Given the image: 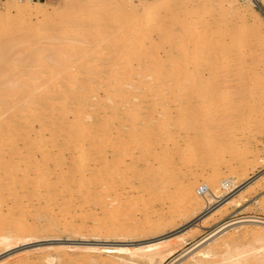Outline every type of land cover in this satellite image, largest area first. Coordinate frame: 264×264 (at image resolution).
Wrapping results in <instances>:
<instances>
[{"label":"bare ground","instance_id":"obj_1","mask_svg":"<svg viewBox=\"0 0 264 264\" xmlns=\"http://www.w3.org/2000/svg\"><path fill=\"white\" fill-rule=\"evenodd\" d=\"M12 1L13 5L0 15V20L11 21V26L23 16H37L41 21L52 10L47 4L23 5L20 0ZM149 1L64 0V10L60 8L59 15L64 19L69 16L71 22L59 25V43L43 51L38 48L23 53L25 58L20 57L22 41L0 37L2 250L39 238L58 237L67 231L80 232L90 212L97 213L91 224L98 236L105 234L107 240L133 235L138 229L135 223V229L121 230L120 219L112 220L110 216L109 225L105 221L108 209L122 210L130 216L131 206H119L114 200L108 204L102 199L118 188L127 194L125 191L134 187V180L140 186L136 194L141 199L156 194L158 180L164 182L172 177V182L180 186L183 182L178 180L177 171L185 158L178 165H169L170 156L180 152H188L191 163L199 169L226 163L223 146L228 140V114L233 111L236 119L243 121L248 108L264 105L260 91L264 89V52L249 47L254 39H262L258 38L257 28L247 24L232 31L224 28L226 32L218 38L217 32L211 33L217 26L216 20L205 22L201 35L188 41L190 46L183 38L187 36V25L196 22L191 19V11L203 8L206 1ZM260 1L245 0L238 15L243 18L246 12L255 14L253 7ZM174 4H180L179 8H173ZM237 4V0H219L217 6L229 15ZM176 21L180 24L177 31L153 39L155 32L163 33L162 28ZM18 43L19 51L15 50ZM179 43L182 49H175ZM34 45L32 40H26L24 46ZM235 46L240 47L238 53ZM161 53L169 55L164 58ZM42 68L50 71L44 74ZM205 104L210 114L203 107ZM260 128L264 126L261 124ZM211 133L220 147L218 151H210L197 141L203 137L210 142ZM19 141L23 142L22 149ZM143 155L146 158L139 163L138 158ZM231 172L230 177L220 180V170L215 169L203 183L207 186L204 193L197 189L194 179L187 191L174 197L196 205L204 201L206 208L198 220L206 219L240 198L242 188L249 187L250 179L238 185L234 182L242 170ZM212 184H218L220 189ZM74 222L77 229L73 228ZM238 224L253 226L241 231L251 237V243L227 248L217 257L211 244L215 246L217 239L227 234L226 230ZM196 227L194 224L188 231ZM180 237L175 239L182 241ZM212 238L216 239L208 245L204 242L192 246L188 264H264V218L226 222L209 240ZM160 239L105 251L114 253L110 264H161L169 255L164 250L170 240ZM37 251L46 257L29 264H80L77 260L83 258L87 264H102V249L95 246L82 251L64 246ZM77 252L83 257L75 258ZM212 256L213 259L204 260Z\"/></svg>","mask_w":264,"mask_h":264},{"label":"rangeland","instance_id":"obj_2","mask_svg":"<svg viewBox=\"0 0 264 264\" xmlns=\"http://www.w3.org/2000/svg\"><path fill=\"white\" fill-rule=\"evenodd\" d=\"M20 1H22L23 5L47 4L48 7L51 8L52 10H48L46 12L47 14H45L46 16L44 17L45 19L43 18V20L41 21H40L41 18L37 16L35 17L33 16V18H30V19L23 16V17L17 18L16 25L11 26V21L4 22L0 20V37L2 38L5 37L8 39L15 38L17 39L16 41L18 42L22 41L21 48L19 47L20 45L18 43V46L15 49L19 51V48H20V51H23L20 55H22L23 53L24 55L29 54L33 49L38 50L39 48V50L43 51L44 48L57 45L59 43L58 30L60 29V26L63 24H70L69 22H71L69 19L70 18L69 16H67L69 18L65 17L66 19H64L62 15H59V13L61 12V9L64 10L63 9V7L65 6V4L63 3L64 0H20ZM143 1L150 2L149 0H143ZM205 1L207 4L206 6H204L203 8H194L197 11H195L194 9H193L194 11L193 10L191 11V13L194 14V16L191 17V19H195L196 22L195 23L190 22L191 24L189 23L187 25L186 30L184 29L187 35L186 37L183 38L185 42L189 43L190 45L191 42H188V41L192 39V42H193L196 38H198L201 35L202 30L205 27L204 25L205 22L209 23V22H214L213 20H216L214 23H216L218 27L217 26L213 27L215 31L212 30L213 32L211 33L214 34L217 32L216 35L218 36V38L222 37V34L226 32L224 30L227 28H228L227 30H230L231 28V31H232L233 29L234 30L238 29V26L240 28L243 24H247V25H250L251 27L257 28L256 31L258 33L257 35H259L258 38L259 39L262 38V39H260L261 41H257L256 39H254L251 42V44H249V47H251V49L257 48L259 53H261L260 51L264 52V45H262V43H264V22H262L264 21V0H261L259 4H256V6L253 7L254 10L256 11L255 14L251 12H248V13L246 12L244 13L243 18H241L242 16L240 17L238 15V12L241 11V7L243 6L242 4L244 3L245 0L244 1L237 0L238 4L236 8L238 10L237 9L233 10V12L230 13L229 15H226L225 13H223L221 9L217 6V3L219 0H205ZM11 5H13L12 0H0V15H2L6 9H9ZM173 6H174L173 8L178 9L180 4L179 5L174 4ZM203 12L205 13L203 14ZM196 15L199 16V17L197 16L198 18H200L199 20L198 18L196 19ZM179 25L180 24L178 23V21H176V23L173 22V24L165 26L167 30H165L166 28L164 27L162 28L163 33L158 34L157 32H155L153 35L154 37L153 39L154 40L157 38L159 39V37L161 36L163 37L165 33H169V31L171 32L177 31L178 29L177 27H179ZM257 25L259 26L261 25V26L258 28L256 27ZM195 28L198 30H195ZM219 28H220V31H218ZM26 40H32V42L35 43L34 47L27 48L26 46H24ZM227 40L229 41V38ZM166 44L167 42H164L163 45L164 47L167 48L168 44L167 46ZM179 45H177L178 47L175 49L180 50V48L182 47L181 46L182 44L179 43ZM239 49H240L239 46H235V51H237L236 53H238ZM17 51L14 52L15 55H17L16 53ZM166 55L167 56L161 53L160 56H164L165 58V57H168L169 54H166ZM20 57L25 58L26 56L22 55ZM262 58L264 57H261V59ZM44 70L45 69H43V71ZM46 70L45 72H43L44 74L50 71L48 69L46 72ZM3 87L8 88L9 85H6V87L4 85ZM260 91L262 94H264V89ZM262 106L264 105H260V106L255 105L253 107H250L251 109L248 108L249 109V110L247 109L248 111L247 110L246 112L243 111L244 112L243 114L245 115L248 114L244 118L243 121L242 119L241 120L236 119V114L233 111H230V114H228V117L226 118L228 125L226 126V131H225V134L228 140L226 141L227 143L225 144V146H223L226 148V154H225L226 163H219L216 166H205V167L200 168L202 170L201 171L195 163L193 162L191 163L190 160L192 159V156L190 157V154L188 152H184V154L180 152L183 154V155L181 154L182 156L180 155V153H177L178 155L174 154L170 156L171 162L169 164V165H178V163L181 162L180 159H183V157L185 158L182 160L181 164L179 163V167L177 171L178 180H181V182H183L180 186L172 182V177H171V180L166 179L164 180V182L163 181L160 182V180H158L156 187H158L159 189L156 191V194L154 196H151L150 198L141 199L136 194L140 186L137 180H134L133 181L134 187H130V189L126 190L125 191L127 192V194L125 193L126 195L124 194L123 190L118 188V190L116 189L115 192H111L110 196H107L108 198L105 197L104 199H102L108 204L114 200V202L118 203L119 206L126 205V204L128 206H131L132 215L130 216L126 215V213H124V211L122 212V210H119V212L118 211L115 212L116 210L108 209L109 211L107 210V212L109 214L105 212V215H106L105 219L107 218L105 221L109 225L112 223L110 216H112V220L120 219L121 221L120 220L119 221L121 224L120 226L121 230L133 229L134 228L133 225L135 223L138 229L134 228L135 232L133 235L126 234L127 236L124 235L126 237H123V239L117 236V237L108 238L107 240L106 238H104L105 234L98 236V233L93 232V227L91 224V222L95 219L94 215H96L97 213L90 212L85 217L86 224L84 226V229L81 230L82 232L81 231L79 232L78 230L77 231L79 233L77 231L73 233L71 231H67L68 233L66 232L65 234L58 235V237L39 238L37 240H32L30 242L15 246L14 248H11L7 251L2 250L0 247V264H29V262H31L32 260L40 261L44 259V257L46 256L45 254H42L41 252L35 253V251L37 250L40 251L41 249L46 250V248H54V247H60V246L77 247L78 249H80V251H82V249L87 246H95V247L101 248L102 252H100V257L102 258L100 259V261H102V264H110L109 258L114 256V253L112 251L111 252L105 251V249H109V248L111 249V248H116L120 246H127V247L139 246L147 242H156L160 238H161L160 240L164 238L163 240L169 239L172 242L171 244V242L169 241V246L164 250V253L165 254L169 253V255L166 257L164 262L161 264H188L190 262L189 258L192 256L191 254L193 253V252L192 253L190 252L192 249V246L193 248H195L196 246L204 242L207 243V245L209 242L212 243L216 238L215 239L212 238L211 240L209 239L213 235L214 231H216V229L222 224L226 222H236L245 217L264 218V129L260 128L261 124L262 126H264V116H262L264 115V113H262L264 111H261V110H264V107ZM203 107H207L205 108L207 110V114L208 113L210 114L208 105L205 104L203 105ZM249 115L253 119L256 118V120H253ZM257 120H259L260 122ZM212 135H213V139L210 140V142L206 141L205 138L203 137H200L199 139H197V141L200 142L201 146H204V147L207 146L210 151L211 150L218 151L220 147L218 146V143L215 142L214 134ZM19 142H20L18 143L19 148L21 146L20 149H22L23 142L22 141H19ZM179 145H182V143H179ZM3 151L5 152L6 150H3ZM188 157H190L191 159ZM145 158L146 156L144 155L142 156V158L140 156L138 158L139 163H142ZM188 160H189V163H188ZM243 161L245 163L240 164ZM215 169L220 170V175L222 176L220 180L230 177L232 174L231 172L232 169H236L238 171L242 170V173H240L241 175L240 174L237 175V178L234 180L235 184L238 185L246 181L247 179H250V185L249 187L245 189L242 188L241 192L243 193L240 195V198L236 199L231 204H229L228 206H225V208H222L218 212L213 213L208 218L206 219L204 218L199 221L198 219L200 218L199 217L200 213L206 208L205 202L200 201L197 204L198 205L197 206L196 204H193V203L182 202L178 197H174V196L182 193L183 191H187L189 188L188 186L190 185V182L192 183L194 179L197 180V189L200 190L201 193H204V191H206L207 186H205L203 183L206 182L205 179H207L208 175L212 173ZM191 173L193 177H190ZM118 176L116 177L118 178ZM212 186L213 188L220 189L218 184H212ZM137 198L139 199V201ZM4 209L6 210V208ZM178 211L179 212L181 211L182 213H178ZM56 214L58 215L57 217H59L58 212ZM74 224L75 225L73 226V228L77 229V227H79L78 224H76V222H74ZM194 224H197V227L188 231V229H190L192 225ZM140 226H142V228ZM251 227L253 226L247 227L245 226V224H238V225H235L229 228L230 230L229 229L226 230L225 232H227V234L217 239L218 242L215 245L216 249H215V246L211 244V246L213 247L211 248L214 249V252L216 253L217 257L218 255H221L224 252H226V250L228 251L227 248L232 250L233 247H241L243 245L250 244L252 241L251 237L243 235L241 231H243L245 228H251ZM92 232L94 235L91 236L90 234H92ZM180 235H181L180 240L182 241L176 240L175 238ZM67 236L69 237L66 238ZM196 243L197 244L199 243V244L197 245ZM225 244H227L228 246L225 247ZM205 246L206 244L202 246V248H204ZM219 250L220 251L222 250V251L220 252ZM74 255H75L74 256L75 258L83 257L82 256L83 254L81 252H77ZM207 259L211 260L213 259V256L211 258L209 257L204 258V260H207ZM179 261H182V262L180 263ZM77 262H80V264H87V262L85 261V258H83L80 261L77 260ZM40 264H49V263H44L43 261ZM138 264H144V262L141 261V263H138Z\"/></svg>","mask_w":264,"mask_h":264}]
</instances>
